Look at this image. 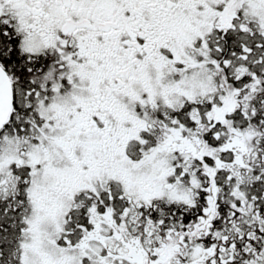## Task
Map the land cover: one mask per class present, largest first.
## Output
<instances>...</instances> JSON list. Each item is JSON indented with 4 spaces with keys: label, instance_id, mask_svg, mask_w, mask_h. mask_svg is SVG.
<instances>
[{
    "label": "snow or ice",
    "instance_id": "1",
    "mask_svg": "<svg viewBox=\"0 0 264 264\" xmlns=\"http://www.w3.org/2000/svg\"><path fill=\"white\" fill-rule=\"evenodd\" d=\"M0 264H264V0H0Z\"/></svg>",
    "mask_w": 264,
    "mask_h": 264
}]
</instances>
